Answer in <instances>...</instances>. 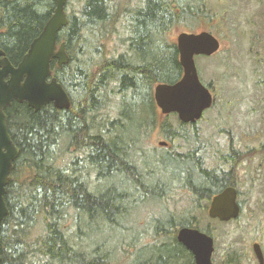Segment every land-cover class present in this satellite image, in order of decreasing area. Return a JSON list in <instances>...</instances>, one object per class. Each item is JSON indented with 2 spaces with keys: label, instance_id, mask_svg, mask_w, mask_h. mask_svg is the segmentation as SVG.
<instances>
[{
  "label": "trees",
  "instance_id": "1",
  "mask_svg": "<svg viewBox=\"0 0 264 264\" xmlns=\"http://www.w3.org/2000/svg\"><path fill=\"white\" fill-rule=\"evenodd\" d=\"M210 1L67 0L68 25L58 44L66 43L70 62L60 68L53 61L51 68L71 98L70 110L48 105L36 113L17 102L7 110L9 134L21 153L6 188L1 264H121L129 247L112 245L110 234L130 218L138 196L144 199L137 201L162 200L177 192L174 183L191 193L195 205L167 223L153 221L152 253L131 264H195L177 233L188 227L213 236L200 229L198 214L208 210L201 203L221 191L226 179L202 169L194 152L163 148L152 160L156 170L138 165L147 169L151 150L144 143L157 128L165 141L166 132L171 140H188L186 125L170 130L166 118L158 119L154 89L181 80L170 34L195 33L199 22L212 24L221 15ZM56 5L57 0H0V49L13 65L41 35ZM255 59L264 90V55ZM209 87L217 94V87ZM63 145L73 156L64 168ZM103 180L113 184L94 190L92 182Z\"/></svg>",
  "mask_w": 264,
  "mask_h": 264
},
{
  "label": "rangeland",
  "instance_id": "2",
  "mask_svg": "<svg viewBox=\"0 0 264 264\" xmlns=\"http://www.w3.org/2000/svg\"><path fill=\"white\" fill-rule=\"evenodd\" d=\"M210 5L213 12L221 16L212 20V24L197 23L193 32L210 30L221 42V49L215 56L196 58L200 80L207 86L212 83L218 88V101L205 113L196 127L185 126L182 129L188 140H170L166 132V141L170 142V147L166 150L187 154L200 151L202 146V156L208 161L207 167L211 168L215 165L211 159L213 154L217 153V150L220 154H226L231 140L238 151H244L249 146V158L243 156L240 161L242 166L239 167L242 191L245 192L241 197V201L244 200L241 216L236 221L220 223L211 220L208 211L198 215L200 229L208 228L216 241L214 264H221L226 259L229 248H239L246 257L242 261L243 264H258L253 256L252 245L256 241L259 242L264 251V207L256 205L255 201L260 195L255 193V184L249 181L257 176V184L264 182V90L258 86L260 75L255 59L260 54L264 55V0H211ZM180 32L182 31H173L170 40L176 43ZM251 48H254V52ZM212 93L215 98L217 94L213 91ZM157 117L162 122L166 118L169 124L166 125L167 129H179L181 122L177 115L164 117L157 108ZM164 136L161 129L157 128L146 139L144 144L151 150L146 156L147 169L141 164L138 165L139 170L158 168L152 160L155 159L154 156H160L162 149L166 148L159 145L160 142H166ZM62 147L60 159L64 168L71 165L73 156L70 149H65L64 145ZM247 167L251 169V174H248ZM92 184L94 190H107L113 183L103 180L101 185L94 182ZM145 184L152 186L149 180ZM174 184L172 188L178 187L177 192L166 194L162 200L137 201L144 199L141 195L138 196L130 218L120 222L122 228L110 234V238L114 237L111 238L112 245L124 246V250L129 247V254L124 256L122 252L120 255L121 264H131L135 259H146L152 253L150 247L153 221L167 223L171 216L179 218L183 211L195 205L192 203L191 193L181 188L180 184ZM122 190H125L124 187ZM201 205L208 206V202H202ZM132 245L134 249L131 248Z\"/></svg>",
  "mask_w": 264,
  "mask_h": 264
},
{
  "label": "water",
  "instance_id": "3",
  "mask_svg": "<svg viewBox=\"0 0 264 264\" xmlns=\"http://www.w3.org/2000/svg\"><path fill=\"white\" fill-rule=\"evenodd\" d=\"M66 2L67 0H57L54 15L18 65H13L0 49V225L9 215L5 201L6 188L21 153L9 134L5 110L14 102L26 104L36 113L48 105L61 111H68L72 106L69 94L52 76L51 68L53 61L60 68L70 62L66 43L58 45V35L68 25ZM176 45L183 76L175 84L157 85L154 99L162 116L175 114L181 123L195 124L214 105L210 89L200 80L196 58L216 55L221 49V42L208 31L180 32ZM160 145L166 146L163 142ZM240 214L237 193L233 188L216 195L208 208L209 218L221 223L236 220ZM177 242L192 254L196 264H214L215 240L207 233L183 227L177 233ZM255 252L260 264H264L262 251L256 248Z\"/></svg>",
  "mask_w": 264,
  "mask_h": 264
},
{
  "label": "flooded vegetation",
  "instance_id": "4",
  "mask_svg": "<svg viewBox=\"0 0 264 264\" xmlns=\"http://www.w3.org/2000/svg\"><path fill=\"white\" fill-rule=\"evenodd\" d=\"M8 79L9 78H7V80ZM7 110H8V108L5 110V114L6 115H7ZM186 126L196 127V124H194V125L189 124V125H186ZM185 136H187V135H185ZM163 143L166 144V146H165L166 149H168L170 147V142L169 141H166V142H163ZM248 148H249V146H247V148L245 149L246 151L245 150L244 151H238V150H236L234 148V142L231 140L229 142V144H228V150L226 151V154L225 153L224 154H220L219 150H217V153L213 154L211 159H213V162L215 163V165H213L211 168L207 167L208 161H207V159L204 156H202V146L200 147V151H197V150L194 151L196 159H198L200 164H202L201 165L202 169H207L208 171H214L217 175L220 174V177L221 176L224 177V178L221 177L222 179H226V182L224 183V186L222 187V190L217 192L212 197V199L216 195H219L220 193L225 191L226 189L233 188L236 191V193H237V203H238L239 207L241 208L242 212H243V207H244V200L241 201V197H242L243 194H245V192L242 191L243 187H242V179H240V176H239V172H240L239 167L242 166L240 161H241V158L243 156H246L247 158H249V154H248V150H247ZM262 148H263V151H264V146ZM247 163H249V161ZM247 168H248V174H251L252 173L250 171L251 169L249 167H247ZM263 168H264V164H263ZM218 171H221V173H217ZM258 180L259 179L257 178V176L256 177L254 176V177H252V179L249 182L250 183L253 182L255 184V186L257 187L256 190H255V193L257 195H260V198L256 199V201H255L256 205L258 207H261V206L264 207V182H263V184L262 183H258L257 184ZM212 199L208 202V206L210 205ZM234 221H236V220H234ZM231 222H233V221H231ZM256 246H258V247H256ZM256 248H257V250H261L262 254L264 256V251L262 249V246L257 241L252 245V249H253L254 258L257 260L258 264H260L258 256H257V254L255 252ZM215 250H216V245H215ZM225 258L226 259L224 261H222L221 264H243L242 261L244 259H246L245 255L240 252L239 248L238 249L229 248L228 251L226 252ZM193 260H194V258H193ZM194 262H195V260H194ZM213 263H214V261H213Z\"/></svg>",
  "mask_w": 264,
  "mask_h": 264
}]
</instances>
